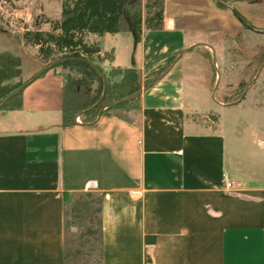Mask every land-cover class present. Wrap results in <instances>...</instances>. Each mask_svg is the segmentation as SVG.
<instances>
[{"label": "crops", "instance_id": "crops-1", "mask_svg": "<svg viewBox=\"0 0 264 264\" xmlns=\"http://www.w3.org/2000/svg\"><path fill=\"white\" fill-rule=\"evenodd\" d=\"M232 7L264 30V0ZM54 11L50 20L61 0ZM243 30L213 0H165L162 30L144 27L139 43H123L129 58L102 63L136 68L142 84L172 63L143 89L141 109L64 126L60 69L46 70L0 18V102L25 85L21 107L0 106V264H64V193L86 191L102 196V264H145L146 252L153 264H264V186L226 187L223 130L188 118L185 104L187 79L217 77L214 45L191 39ZM150 34L166 42L146 43Z\"/></svg>", "mask_w": 264, "mask_h": 264}, {"label": "trees", "instance_id": "trees-1", "mask_svg": "<svg viewBox=\"0 0 264 264\" xmlns=\"http://www.w3.org/2000/svg\"><path fill=\"white\" fill-rule=\"evenodd\" d=\"M215 5L231 11L245 28L257 30L232 6L237 0H213ZM165 0H61V13L55 20H47L51 29H26L16 35L24 43L37 47L38 57L45 69L61 71L62 124L64 126L92 124L106 112L120 115L141 109V91L158 82L172 63L142 84L136 68L112 66L105 69L104 61L114 60L113 51H104L100 43H89L90 34L130 32L141 41L143 28L159 31L163 28ZM23 85L7 101L4 108L21 107ZM127 98V100L121 101ZM121 101L117 104L115 102ZM80 115V116H78ZM73 195L75 215H70L68 203ZM64 264H102V196L94 191L64 193ZM77 224L76 241H70L67 228ZM145 264H153L152 254L146 252Z\"/></svg>", "mask_w": 264, "mask_h": 264}, {"label": "rangeland", "instance_id": "rangeland-1", "mask_svg": "<svg viewBox=\"0 0 264 264\" xmlns=\"http://www.w3.org/2000/svg\"><path fill=\"white\" fill-rule=\"evenodd\" d=\"M145 1L147 0H142L143 6ZM0 4V18L14 31L21 30L22 34L26 29L50 30L48 24L43 26L41 23H47L50 17H55L56 0H0ZM44 8L45 14L38 11L42 9L44 12ZM192 36L190 35V38ZM196 36L198 37L191 40L197 43H211L216 48V54L213 51L208 52L207 58L213 60L217 77L214 84L200 76L192 80L193 84L190 79L186 80L187 116L223 130L225 170L228 179L233 180L236 186H264V30L245 28L226 38L214 34ZM96 37L90 34L87 41L96 43ZM165 42L166 38L162 34L146 36V43ZM99 43L104 51L111 50V44L116 43L118 60H113L112 64L118 66L119 62L122 64L124 58H129L130 55L123 43H135V39L132 33L125 32L107 34L99 38ZM227 43L229 47H225ZM195 53L188 51L184 57L187 59ZM105 65L108 66V61H105ZM203 65L207 69L211 68L209 63ZM187 67L193 69L191 64ZM223 73L224 81L218 80V76ZM196 82L198 87L195 86ZM217 87H221L222 96ZM76 197L77 195H73L68 203L70 215H75L72 210ZM78 230L77 224L68 225L70 241H76Z\"/></svg>", "mask_w": 264, "mask_h": 264}, {"label": "water", "instance_id": "water-1", "mask_svg": "<svg viewBox=\"0 0 264 264\" xmlns=\"http://www.w3.org/2000/svg\"><path fill=\"white\" fill-rule=\"evenodd\" d=\"M134 39H135V37H134ZM135 43H138L137 41H136V39H135ZM181 55H182V53H181ZM181 55H180V57H181ZM172 66V65H171ZM171 66L167 69V71L163 74V75H161L160 77H159V79H161L169 70H170V68H171ZM217 85H218V82H217ZM143 91V90H142ZM142 91H141V94H142ZM124 100H127V98H125V99H123V100H121V101H124ZM121 101H118V102H115L114 104H117V103H119V102H121ZM78 116H80V115H78Z\"/></svg>", "mask_w": 264, "mask_h": 264}, {"label": "built area", "instance_id": "built-area-1", "mask_svg": "<svg viewBox=\"0 0 264 264\" xmlns=\"http://www.w3.org/2000/svg\"><path fill=\"white\" fill-rule=\"evenodd\" d=\"M225 184H226L227 188H231L233 185V183L231 181H229V179L227 177L225 178Z\"/></svg>", "mask_w": 264, "mask_h": 264}]
</instances>
